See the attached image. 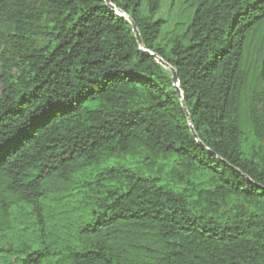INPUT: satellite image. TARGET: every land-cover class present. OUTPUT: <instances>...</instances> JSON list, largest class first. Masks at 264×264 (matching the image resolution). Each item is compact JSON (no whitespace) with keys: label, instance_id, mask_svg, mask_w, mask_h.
Returning <instances> with one entry per match:
<instances>
[{"label":"trees","instance_id":"trees-1","mask_svg":"<svg viewBox=\"0 0 264 264\" xmlns=\"http://www.w3.org/2000/svg\"><path fill=\"white\" fill-rule=\"evenodd\" d=\"M0 0V264H264V0Z\"/></svg>","mask_w":264,"mask_h":264},{"label":"water","instance_id":"water-1","mask_svg":"<svg viewBox=\"0 0 264 264\" xmlns=\"http://www.w3.org/2000/svg\"><path fill=\"white\" fill-rule=\"evenodd\" d=\"M105 1H106L107 5L111 6V7L115 10V12H116L118 15H120L121 17H123V18L126 19L129 23L132 24V26H133V30H134V33H135V35H136V39H137L138 44H139V46H140V50H141L143 53H146V54H148V55L154 57V58H155V59H156V60H157V61H158L163 67H165L168 71H170V73H171V75H172V79H173V85H174V87H175V89H176V92H177V94H178V96H179V98H180V100H181V104H182V106H183V108H184V110H185V112H186V115H187V118H188V121H189L190 127H191V129H192L193 134L195 135V137L198 138L197 135H196V133H195L194 130H193L192 121H191V119H190L189 112H188V110H187V108H186V106H185V101H184V98H183V93H182V91H181V89H180V81H179V78H178V73H177V71H176L171 65H169L167 62H165V61H163L161 58H159L157 55H155L154 53H152V52H150L149 50L145 49L144 44H143V41H142V38H141V35H140V33H139V31H138V29H137V27H136V24H135L134 21L130 18L129 15H127L125 12L120 11L119 9L115 8V7L111 4L110 0H105Z\"/></svg>","mask_w":264,"mask_h":264},{"label":"rangeland","instance_id":"rangeland-1","mask_svg":"<svg viewBox=\"0 0 264 264\" xmlns=\"http://www.w3.org/2000/svg\"><path fill=\"white\" fill-rule=\"evenodd\" d=\"M170 3V0H169V2H168V4ZM1 90H2V86H1V84H0V94H1Z\"/></svg>","mask_w":264,"mask_h":264}]
</instances>
